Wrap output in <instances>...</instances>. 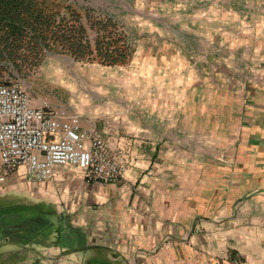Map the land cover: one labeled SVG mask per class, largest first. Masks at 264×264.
<instances>
[{"label":"crops","instance_id":"1","mask_svg":"<svg viewBox=\"0 0 264 264\" xmlns=\"http://www.w3.org/2000/svg\"><path fill=\"white\" fill-rule=\"evenodd\" d=\"M170 1L199 28L193 51L140 46L119 101L54 106L101 134L123 177L91 183L57 165L42 183L9 175L0 264H264V0Z\"/></svg>","mask_w":264,"mask_h":264},{"label":"rangeland","instance_id":"2","mask_svg":"<svg viewBox=\"0 0 264 264\" xmlns=\"http://www.w3.org/2000/svg\"><path fill=\"white\" fill-rule=\"evenodd\" d=\"M237 2L243 5L250 1L233 3ZM52 4L56 19H62V25L68 29L63 33L71 31L76 38L75 46L82 49L72 54L68 45L63 44L37 53V58L30 62L24 60L28 55L25 49L15 63L0 64V83L22 87L35 107L43 102L72 107L80 101L87 102L89 97L98 104L119 101L122 95L119 91H125L135 81L134 58L140 46L174 43L184 52L194 50L188 42L195 46L199 41V28L191 27L184 9L174 11L170 0H54ZM200 4L193 1L192 7L200 9ZM98 45L118 46L123 61L104 62L96 54ZM3 204L2 209L9 211V203Z\"/></svg>","mask_w":264,"mask_h":264},{"label":"built area","instance_id":"3","mask_svg":"<svg viewBox=\"0 0 264 264\" xmlns=\"http://www.w3.org/2000/svg\"><path fill=\"white\" fill-rule=\"evenodd\" d=\"M56 165L80 169L91 183H115L125 172L77 115L46 102L35 107L22 87L0 83V184L18 170L28 183L48 181Z\"/></svg>","mask_w":264,"mask_h":264},{"label":"trees","instance_id":"4","mask_svg":"<svg viewBox=\"0 0 264 264\" xmlns=\"http://www.w3.org/2000/svg\"><path fill=\"white\" fill-rule=\"evenodd\" d=\"M8 8L18 13L25 9L33 10V12L30 17L26 18L20 17V15L1 18L0 45L2 48H0V56H8L11 59L10 61L14 62L20 59V52L26 49L28 55L25 56L24 60L30 62L37 58V53L42 54L43 50L50 51L59 45H68L72 54L82 49L75 46L77 43L76 38L71 31L63 33L66 26L62 25V19H56L57 15L54 12V5L51 6L48 3L44 7V3H35V0H0V10H7ZM37 9H41V13L46 16L42 15L40 17L35 14L34 12H39ZM45 9L46 13L43 11ZM8 21L11 24L25 25L24 29L26 30L21 28L20 31L13 28L7 29ZM10 40L11 42H8ZM78 43H81V41ZM96 54L100 59L109 64L123 61V54L118 46L103 47V45H98L96 46Z\"/></svg>","mask_w":264,"mask_h":264}]
</instances>
